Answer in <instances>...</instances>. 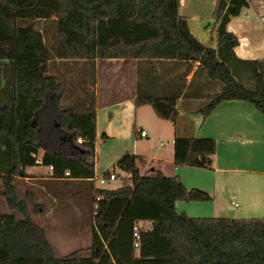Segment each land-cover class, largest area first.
I'll return each mask as SVG.
<instances>
[{"label":"trees","instance_id":"1","mask_svg":"<svg viewBox=\"0 0 264 264\" xmlns=\"http://www.w3.org/2000/svg\"><path fill=\"white\" fill-rule=\"evenodd\" d=\"M248 2L215 0L213 48L191 33L187 18L179 14L180 0H0V63L5 65L6 92L0 104V193L21 215L0 214V264H264V217L179 213L177 201H209L211 196L187 189L178 175L141 174V156L123 155L113 168L125 172L129 182L114 189L95 187L94 110L76 113L62 106L64 85L45 74L47 61L55 57L198 62V69L222 86L199 109L203 117L225 100L248 101L264 117V60L246 61L252 67L253 88L238 80L228 63L238 38L227 30V23ZM36 19L54 23L52 47L35 28ZM177 98L137 96L135 106L148 104L158 118L174 122ZM39 149L42 166L53 167L50 178L69 184L85 181L94 201L99 197L86 257L76 258V252L55 256L44 230L18 196L14 182L28 177L25 169L37 165L32 153ZM215 149L212 138L175 136L173 162L206 168ZM110 174L105 171L102 176L109 179ZM140 221L151 225L141 227L136 248L133 226Z\"/></svg>","mask_w":264,"mask_h":264},{"label":"crops","instance_id":"2","mask_svg":"<svg viewBox=\"0 0 264 264\" xmlns=\"http://www.w3.org/2000/svg\"><path fill=\"white\" fill-rule=\"evenodd\" d=\"M248 1V6L243 8L238 16L231 17L227 23V30L238 38V45L234 47L233 56L228 63L235 77L245 86L253 88L252 67L246 61L264 60V23L261 19L264 18V0ZM214 3L208 5L206 0H180L179 7V14L187 18L191 33L203 44L213 48L217 47L215 26L211 27L207 22L214 9ZM36 20L42 21V24L46 22L44 19ZM4 67L1 62L0 104L6 101V92L2 90L5 83ZM70 68H75L76 74L69 73L72 72L69 71ZM45 74L55 77L64 85L62 106L70 107L76 113L94 110V163L96 152L101 153L109 143L113 148L105 162H102V158L99 163L104 172L114 168L123 155L138 156L137 138L140 136L147 138L146 141H154V138L148 137L154 135L153 127L158 128L162 137L166 136L171 144L174 136L212 138L216 142V149L210 156L209 167L175 165L172 144L168 149L154 148L153 152L149 150L141 156L144 162L146 159L155 161V164L150 163V171L146 175L156 171L165 176L178 175L187 189L197 188L211 196L209 201H177L175 209L179 213L193 217L209 215L206 217L239 218L255 217L257 213H264V117L253 104L243 100L222 101L208 116L203 117L199 112L203 102L218 93L222 86L214 79L207 78L205 72L198 69V62L176 59L84 60L55 57L47 61ZM65 95H68L66 104L63 103ZM137 96H177L175 121L153 115L148 110V107L151 108L148 104L135 106ZM201 98L203 100H200ZM139 112L147 116L144 127L137 124ZM146 129L149 132H146ZM141 130H146L144 136L139 134ZM103 133L106 137L102 136ZM164 145L163 142L159 144ZM42 151L39 149V154H42ZM144 162L139 163L141 174V165ZM46 168V177L28 175L25 179L62 181L50 178L51 171ZM96 172L94 164V178L102 176ZM120 172L116 168L111 173L117 177ZM75 181L85 187V181ZM92 183L96 185V180ZM83 189L85 188L81 190ZM232 202L237 203L235 208L240 215L237 213L236 216H230L231 211H235ZM144 223L151 225L149 221L139 222L140 226Z\"/></svg>","mask_w":264,"mask_h":264},{"label":"rangeland","instance_id":"3","mask_svg":"<svg viewBox=\"0 0 264 264\" xmlns=\"http://www.w3.org/2000/svg\"><path fill=\"white\" fill-rule=\"evenodd\" d=\"M206 1L208 2V5L211 2H215V0ZM208 20L210 22L208 21L207 23H209L211 27H213L215 21L211 18V15ZM32 22L34 23L37 30L43 31V33L45 34L46 44L49 47H52L54 39L53 37H50V34L53 35V32L55 31L54 23H50L49 21H47L43 25L42 21L40 20H35ZM51 26L53 27V29ZM69 71H72L69 72L71 74H76L77 72L75 68H70ZM215 81L217 83H220L218 80ZM203 98H201L200 100H203ZM67 100L68 95H65L63 98V103L66 104ZM208 101L209 99L206 98L203 102V107L208 103ZM198 102L200 103V101ZM148 110L154 115V112H152V108L148 107ZM146 117L147 116L142 114L141 112L138 113V126H146V124L144 125ZM152 129L154 135H148V137L154 138V141H146L147 138H142L140 136L139 138H137L136 144L139 143V148L137 150L138 156H144L149 152V150L153 152L154 148L158 147L163 150L168 149L173 144V142L171 144V142L167 140L166 136L162 137L158 128L153 127ZM146 130V132H149L148 129ZM160 142H163L165 145L159 146ZM112 151V144L109 143L104 146L101 153L96 152V160L94 164L97 171L96 173L99 176L104 172V169L99 166L101 159L103 158L102 162H105V159L108 158ZM150 163L155 164V161L146 159L145 162L141 165L142 174L146 175L149 173V168L151 166ZM109 170L110 172H112L114 169L110 168ZM46 172L47 168L45 166L37 165L30 168V170H28L26 174L37 175L38 177L44 178L46 177ZM116 178L117 179L115 180H105L104 183H100L98 180H96V185L103 188H117L124 182H129L128 175L126 173H123L122 171L117 175ZM14 184L18 196L25 203L30 217L35 220V222L39 224L41 228L43 227L45 229L44 232L46 233L49 242L52 244V248L57 257L69 255L73 252H76V258L86 257L89 255V247L91 244V227L93 221L92 218L96 203L94 201L93 194H91L90 191L88 192V190L86 189L81 190L82 188H85L88 183L85 184V187H83V185L80 183L69 184L63 181L45 182L43 180L36 181L30 180V178L26 180L24 178L15 180ZM96 185L94 183L95 187ZM2 190L3 183L0 180V191ZM232 207L235 211H231L230 216H236V214L238 213L236 212L237 208H235L234 205ZM0 214H14L17 218L21 217L18 212L13 211L8 207L5 198L1 195V193ZM257 214L258 215L256 216L259 218L264 217V213ZM238 215L240 214L238 213ZM204 216L206 217L209 215H203L202 217ZM241 217L244 216L241 215ZM141 226L143 229H147L150 225L148 223H144Z\"/></svg>","mask_w":264,"mask_h":264},{"label":"built area","instance_id":"4","mask_svg":"<svg viewBox=\"0 0 264 264\" xmlns=\"http://www.w3.org/2000/svg\"><path fill=\"white\" fill-rule=\"evenodd\" d=\"M261 19L263 20V23H264V18L261 17ZM139 134L141 136H144L146 134V132L144 130H141L139 132ZM77 142L80 143L81 142V139L78 138L77 139ZM32 156L35 158V163L37 165L42 166V157H41V154H39V153L38 154L32 153ZM46 167H48L50 171H52V169H53L52 166H46ZM28 168L29 167H26L25 170H27ZM123 173H125V172H123ZM68 174H69L68 172H65V175L66 176ZM115 178H116V175L114 173H111L110 176H109V179H115ZM93 180H98L100 183H104L105 182V178L103 176L98 177V178H93ZM98 199H99V197L96 196L95 197V201H97ZM232 204L234 206H237V203H235V202H232ZM95 207H96V205H95ZM140 229H141V226H140L139 222L135 223L134 226H133V236H134V247H136V248L139 247V241L138 240H139V231H140Z\"/></svg>","mask_w":264,"mask_h":264}]
</instances>
